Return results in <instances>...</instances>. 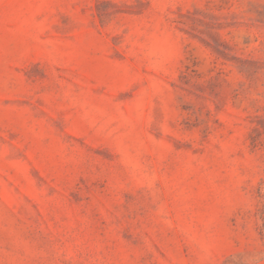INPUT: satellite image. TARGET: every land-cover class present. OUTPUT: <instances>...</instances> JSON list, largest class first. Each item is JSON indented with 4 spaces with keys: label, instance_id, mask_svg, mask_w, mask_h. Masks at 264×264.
I'll return each mask as SVG.
<instances>
[{
    "label": "rangeland",
    "instance_id": "obj_1",
    "mask_svg": "<svg viewBox=\"0 0 264 264\" xmlns=\"http://www.w3.org/2000/svg\"><path fill=\"white\" fill-rule=\"evenodd\" d=\"M0 264H264V0H0Z\"/></svg>",
    "mask_w": 264,
    "mask_h": 264
}]
</instances>
